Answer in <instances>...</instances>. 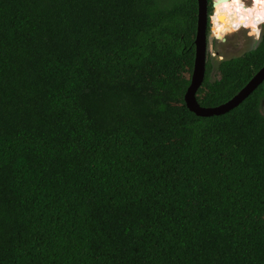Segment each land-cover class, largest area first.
Here are the masks:
<instances>
[{
	"label": "trees",
	"instance_id": "obj_1",
	"mask_svg": "<svg viewBox=\"0 0 264 264\" xmlns=\"http://www.w3.org/2000/svg\"><path fill=\"white\" fill-rule=\"evenodd\" d=\"M197 15L0 0V264H264V81L190 111ZM263 65L264 32L218 78L206 62L198 103Z\"/></svg>",
	"mask_w": 264,
	"mask_h": 264
},
{
	"label": "water",
	"instance_id": "obj_2",
	"mask_svg": "<svg viewBox=\"0 0 264 264\" xmlns=\"http://www.w3.org/2000/svg\"><path fill=\"white\" fill-rule=\"evenodd\" d=\"M197 33L195 38V59L190 85L185 93L188 109L201 117L227 113L244 101L264 81V65L253 75L248 83L230 100L215 107H203L196 99V92L205 78L208 44L209 0H197ZM215 6V1L213 2ZM250 35L251 32H249Z\"/></svg>",
	"mask_w": 264,
	"mask_h": 264
},
{
	"label": "rangeland",
	"instance_id": "obj_3",
	"mask_svg": "<svg viewBox=\"0 0 264 264\" xmlns=\"http://www.w3.org/2000/svg\"><path fill=\"white\" fill-rule=\"evenodd\" d=\"M253 8L254 7H252V9ZM214 14H215V6L213 5L212 11L210 13V15L212 16V18H210V22H212L213 24L209 26L208 39H207L208 41L207 61L209 60V62L212 65V69L210 72L211 79H215L219 77L218 69H217V64L219 63V61L226 58L241 55L244 52L256 47L259 42V40L255 39V36H249L248 35L249 33L246 32V30H242L241 28L240 30L235 32L234 30L228 32L225 36V39L223 37H219V38H223V40L213 38L212 32L214 33V30L216 29L213 21ZM263 20H264V14H262L261 12L260 21L262 22ZM258 21L259 20H256V25ZM249 27L251 28V34L252 35L256 34L257 31L253 29L251 26ZM224 35L225 34H223V36ZM262 112L264 114V103L262 105Z\"/></svg>",
	"mask_w": 264,
	"mask_h": 264
},
{
	"label": "bare ground",
	"instance_id": "obj_4",
	"mask_svg": "<svg viewBox=\"0 0 264 264\" xmlns=\"http://www.w3.org/2000/svg\"><path fill=\"white\" fill-rule=\"evenodd\" d=\"M258 1V0H257ZM238 2V3H237ZM257 4V3H256ZM244 6V5H243ZM263 10L255 6L253 9H243L238 1L233 0H215V14H214V33L218 37L227 34L239 28L242 23L258 30L256 27V20H260V13Z\"/></svg>",
	"mask_w": 264,
	"mask_h": 264
},
{
	"label": "flooded vegetation",
	"instance_id": "obj_5",
	"mask_svg": "<svg viewBox=\"0 0 264 264\" xmlns=\"http://www.w3.org/2000/svg\"><path fill=\"white\" fill-rule=\"evenodd\" d=\"M231 1V0H230ZM233 1H238V0H233ZM213 2H214V0H211V4H212V7H213ZM238 3V2H237ZM257 3V4H256ZM239 4L242 6V8L243 9H252V7H255V6H257V7H260L262 10H263V12H262V14H264V0H239ZM244 5V6H243ZM211 16V15H210ZM260 18V17H259ZM214 20V19H213ZM213 23L212 22H210V19H209V22H208V31H209V26H211ZM251 26V25H250ZM239 28H237L236 30H234V32L235 31H238V30H240V28L242 29V30H246V32H251V28L249 27V26H246L245 24H241L240 26H238ZM256 27H257V32H256V34H253V35H250V34H248L249 36H255V39L256 40H261V38H262V35H263V32H264V20L261 22L260 20L257 22V25H256ZM215 31V30H214ZM212 34H213V38H215V39H221V40H223V38L225 39V36H226V34L224 35V36H222L223 38H219L218 36H216L213 32H212Z\"/></svg>",
	"mask_w": 264,
	"mask_h": 264
},
{
	"label": "built area",
	"instance_id": "obj_6",
	"mask_svg": "<svg viewBox=\"0 0 264 264\" xmlns=\"http://www.w3.org/2000/svg\"><path fill=\"white\" fill-rule=\"evenodd\" d=\"M215 1V0H214ZM211 18H212V16H211Z\"/></svg>",
	"mask_w": 264,
	"mask_h": 264
}]
</instances>
